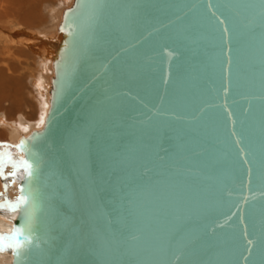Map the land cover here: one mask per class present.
Instances as JSON below:
<instances>
[{
    "label": "water",
    "instance_id": "obj_1",
    "mask_svg": "<svg viewBox=\"0 0 264 264\" xmlns=\"http://www.w3.org/2000/svg\"><path fill=\"white\" fill-rule=\"evenodd\" d=\"M58 31L10 264H264V0H72Z\"/></svg>",
    "mask_w": 264,
    "mask_h": 264
},
{
    "label": "rangeland",
    "instance_id": "obj_2",
    "mask_svg": "<svg viewBox=\"0 0 264 264\" xmlns=\"http://www.w3.org/2000/svg\"><path fill=\"white\" fill-rule=\"evenodd\" d=\"M71 2L72 0H0V112L8 114H5L8 118L22 114L30 120L38 119L39 107L37 99L33 98V80L42 71L35 51L39 44L35 48L34 37H39L43 32L58 41L59 34L55 31L58 29L54 24L57 19L54 15L59 10L63 11ZM49 75H53L50 70ZM3 140L4 134L0 133V142ZM6 178L2 172V188Z\"/></svg>",
    "mask_w": 264,
    "mask_h": 264
},
{
    "label": "bare ground",
    "instance_id": "obj_3",
    "mask_svg": "<svg viewBox=\"0 0 264 264\" xmlns=\"http://www.w3.org/2000/svg\"><path fill=\"white\" fill-rule=\"evenodd\" d=\"M62 12L55 13L56 23L55 28L58 29L59 22L61 20ZM52 15V17H54ZM60 16V17H59ZM59 18V20H58ZM58 22V23H57ZM54 26V25H53ZM53 29V28H52ZM59 35L58 41H54L51 36H48L46 33L41 32L39 37H36V45L39 44V47L36 48V56L40 59V66L42 73L38 75V73L34 76L33 86H34V99H37L38 109H39V117L36 120H30L25 115L16 114L14 118H8L2 112H0V133L4 134L3 142H0V154H3L4 165L2 168V172L4 176H6L5 183L2 184L0 182V203L4 201L15 202L17 201V185H18V176L20 172V156L17 149L15 148V144L21 135H27L32 129L40 128L43 124L45 114L47 112L49 106V80L51 79L49 75L50 72L53 73L52 70V59L55 54V50L58 46V42L62 38V35L58 30H55ZM50 34V33H49ZM55 37V36H53ZM56 37V38H57ZM38 49V51H37ZM35 92V93H34ZM10 154V157L9 155ZM17 162V166L14 167L13 162ZM11 173H15L14 175H10ZM2 179V178H1ZM3 189V190H1ZM15 209H11L10 207L0 208V233L10 234L12 220L15 216ZM10 248H6L3 251H0V264H10Z\"/></svg>",
    "mask_w": 264,
    "mask_h": 264
},
{
    "label": "snow or ice",
    "instance_id": "obj_4",
    "mask_svg": "<svg viewBox=\"0 0 264 264\" xmlns=\"http://www.w3.org/2000/svg\"><path fill=\"white\" fill-rule=\"evenodd\" d=\"M8 155L10 157V154ZM19 164L24 166L26 170H29V175L31 174L30 172L31 165L28 163V161L21 159ZM3 165H4L3 154H0V174H2ZM13 165L14 167L17 166V162L14 161ZM14 174L15 173H11L10 175H14ZM21 191L23 193V188L21 189ZM27 199L28 198L22 194L20 197L17 198V201L15 202L4 201L3 203H0V208L10 207L11 209L14 210L20 204L25 203ZM27 231H29L27 226L22 224L18 227H15L13 229V232L10 234L0 233V251L5 250L6 248H11L13 250L14 255L19 256L20 252L18 250L25 247V243L29 239V237L25 235ZM21 237H24V239L22 240Z\"/></svg>",
    "mask_w": 264,
    "mask_h": 264
}]
</instances>
